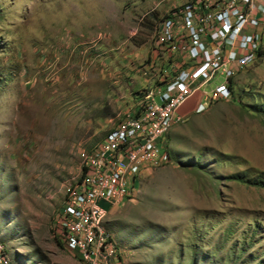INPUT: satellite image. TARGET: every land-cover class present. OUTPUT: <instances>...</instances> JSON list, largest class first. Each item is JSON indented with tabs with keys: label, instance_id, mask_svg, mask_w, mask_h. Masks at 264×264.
Here are the masks:
<instances>
[{
	"label": "rangeland",
	"instance_id": "374dc122",
	"mask_svg": "<svg viewBox=\"0 0 264 264\" xmlns=\"http://www.w3.org/2000/svg\"><path fill=\"white\" fill-rule=\"evenodd\" d=\"M177 4L0 0V239L29 264H78L54 234L78 150L157 85L144 72ZM233 82L232 98L172 127L170 160L109 208L120 264H264V48Z\"/></svg>",
	"mask_w": 264,
	"mask_h": 264
},
{
	"label": "built area",
	"instance_id": "2783aa9c",
	"mask_svg": "<svg viewBox=\"0 0 264 264\" xmlns=\"http://www.w3.org/2000/svg\"><path fill=\"white\" fill-rule=\"evenodd\" d=\"M154 37L144 74L156 71L157 85L143 91L135 109L97 144L78 150L82 173L56 214L54 234L78 264H120L104 227L109 208L133 198L146 170L170 160L165 140L185 120L178 109L188 98L199 93L201 111L232 98L234 77L264 48V0H178ZM216 77L220 81L210 91L202 90ZM0 264L29 263L0 239Z\"/></svg>",
	"mask_w": 264,
	"mask_h": 264
},
{
	"label": "crops",
	"instance_id": "0c3cea01",
	"mask_svg": "<svg viewBox=\"0 0 264 264\" xmlns=\"http://www.w3.org/2000/svg\"><path fill=\"white\" fill-rule=\"evenodd\" d=\"M201 100V95L195 94L192 97L188 98L178 109L181 116L184 119L191 117L199 108V103Z\"/></svg>",
	"mask_w": 264,
	"mask_h": 264
}]
</instances>
